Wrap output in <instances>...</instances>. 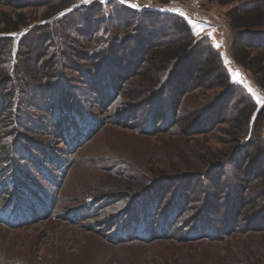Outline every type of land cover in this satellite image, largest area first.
I'll use <instances>...</instances> for the list:
<instances>
[{
    "label": "trees",
    "instance_id": "obj_1",
    "mask_svg": "<svg viewBox=\"0 0 264 264\" xmlns=\"http://www.w3.org/2000/svg\"><path fill=\"white\" fill-rule=\"evenodd\" d=\"M30 1L32 0H13L19 7L17 11L25 9L24 6H28ZM41 1L46 3L44 7L49 12L66 8L71 3V0ZM212 1L223 6L237 4L227 14L229 27L236 32L231 46L233 60L244 70L253 73L251 80L257 88L264 91V52L261 53V59H252V53L244 50L250 43H256V47L263 45L259 49H264L263 4L255 0ZM0 19V219H5L6 216L15 218L14 213L17 211L21 215V212L35 207L41 210L37 215L40 218L53 215V209H50L51 198L47 202L46 195L33 183L32 175L41 176L61 188L64 180L61 178L68 172L70 159H60L53 152L51 142L40 139L52 136L60 140L65 148L58 154L73 157L104 124L103 120L91 114L94 103L106 113L114 114L112 124L119 122L126 126L130 125L126 121L136 111L132 108L143 109L138 124L142 129L141 133L146 136L176 131L185 134L187 129L195 127H200L201 133H206L207 129L209 131L218 122L227 121L224 109L200 123V116L197 114H180L186 97L196 89L208 85L211 80L217 81L220 88L229 93V101L237 98L239 103L234 118L228 121L231 133L238 142L233 146L234 151L219 161L226 164L232 160L229 163L231 166H219L225 174L228 168L235 166L236 159L242 156L246 155L247 161L249 158L256 159L259 166L262 165L259 167L257 164L255 179H258L257 185H260L257 190L253 189L252 192L245 188L254 179L251 178L255 172L253 166L248 169V173L241 166H236L235 170L239 173L236 178L231 171H227L229 175L225 174L223 181L228 186L225 190L229 197L223 199L220 215L210 218L207 206L209 204L211 207V204L205 205L204 198L202 204L192 205L187 195L180 192L169 201L173 189L156 186L160 182L170 181L167 176H162L159 182L145 189L142 194L139 192L145 187L141 189L140 183H117L113 186V193L93 197L87 205L79 208L76 215L72 212V218L87 220L100 217L101 220L94 222L91 230L97 231L98 225L103 224L105 237L114 246L135 243L148 245L172 240L217 242L245 230H264V136L261 128L256 135L262 109L258 111L253 97L245 87L232 82L220 52L207 38L196 39L183 17L158 10L141 11L114 0L85 2L60 12L33 28L32 30L37 29V41L28 40L29 32L26 35L20 33L23 28H27L25 26L28 20L23 13H3ZM158 21H164V26L160 25L158 31L149 33L153 22L158 27ZM123 29L127 30V36L119 32ZM72 31L80 35L86 45H90L86 51L88 53L84 52L85 55L79 57L88 60L86 63L90 66L89 70H83L80 66L82 60L68 65L69 54L79 53L77 50H70L72 40L67 34ZM170 37V41L164 40ZM24 41L27 43L25 50ZM129 42L134 44L135 50H126L127 47L124 46ZM36 48L39 49L35 50L38 54L33 55V49ZM118 53L122 54L120 57L128 67V71L123 70L124 75L117 72L124 68L122 63L120 66L113 65ZM23 56H35L32 62L37 70L35 73H27L33 79L20 69L18 57ZM103 56L106 59L101 62ZM61 60L65 61L66 69ZM79 71L84 74L85 79L84 76L75 78L72 74L68 75ZM135 78L142 81L135 83L132 90L131 84ZM203 79L204 84L200 86L199 82ZM75 83H82L89 89L83 99L69 95L70 88L75 87ZM35 95L41 97V108H44L45 115L41 120L33 121L30 113L24 110L26 105L34 106ZM115 105L119 106L116 108ZM39 107L35 105L37 110ZM127 107H131L130 112H125ZM207 121H211V124ZM244 135L247 136L243 141ZM254 142L261 151L256 149L249 156L244 151ZM34 153L39 154L46 166L37 162ZM217 161L209 166H217ZM121 167L119 169V166L113 165L109 174L120 180L135 178L138 174L136 170L130 171L129 167ZM55 171L62 174L55 176ZM239 188L247 190L244 191L245 195L237 193ZM124 189L130 191L126 196L122 194ZM213 196L221 199L216 192ZM250 197L254 201L259 200L252 205L255 207L253 213L248 210ZM40 198H44L47 204H41L39 208L35 202L40 205ZM105 210H109V213L102 216L101 213H105ZM222 210H226L224 215L221 214ZM27 219L28 221H23L27 225L36 220L34 216ZM243 219L247 224L239 228Z\"/></svg>",
    "mask_w": 264,
    "mask_h": 264
},
{
    "label": "rangeland",
    "instance_id": "obj_2",
    "mask_svg": "<svg viewBox=\"0 0 264 264\" xmlns=\"http://www.w3.org/2000/svg\"><path fill=\"white\" fill-rule=\"evenodd\" d=\"M83 1L93 3L101 2L102 0H71V3L66 8L63 7L54 12H49L48 8L44 7L46 3L41 0L30 1L29 5L24 6L26 8L21 11L16 10L19 7L13 0H3L0 2V18L3 13L11 15H14L15 12L23 13L28 20L27 26H25L27 28H23L20 33L26 35L29 32L28 40L37 41L39 39L38 35H35L37 29L32 30L33 28L40 26V24L48 21L49 18L60 12L67 11L80 3H84ZM127 1L131 2L127 3L129 6L135 4L134 0ZM135 1L150 7L146 10H154V7L159 6L169 8L176 4L185 6L183 10L174 14L180 15L187 21L196 39L207 38L210 41L213 47L220 52L232 82L242 85L251 94L258 111L262 109V114L256 127V135L258 134L257 131L261 128V134L264 136V91L257 88L251 80L253 73L249 70H244L234 62L231 53L232 41L236 32L229 27L230 20L227 14L229 11L231 13L234 10L233 6L237 4L223 6L212 0ZM255 1L262 3L264 6V0ZM133 8L136 9V7ZM158 22L160 23L158 27L153 22L149 33L155 30L158 31L160 25L164 26L165 24L164 21ZM125 30H119V32L123 36H127V30ZM67 35L72 40L70 50H77L79 52L76 55L69 54V60L72 64L69 62L68 65L71 66L74 62L78 63L79 60H82L80 66L83 67V70H89L90 66L86 63L88 60L80 59L79 57L88 53L86 51L90 45H86L82 37L73 31ZM164 40L168 42L171 40V37ZM24 43L23 50L26 49L27 44L25 41ZM255 44L250 43V46L244 50L252 53V59H261V53L264 52V49L259 48H263V45L256 47ZM124 47H127L126 50H135L134 44L131 42L126 43ZM33 50V55L38 54L35 50L39 49ZM121 55L118 53V58L114 61L113 65L120 66L122 63L124 68L117 72L124 75L123 73L124 71H128V67L126 66V61L120 57ZM34 57H18L20 69L27 76V73H35L37 70L36 65L32 62ZM105 59L106 57L103 56L101 62ZM26 60H29V62ZM61 62L63 68L66 69L64 66L65 61L61 60ZM116 70H118V67ZM69 74H72L75 78L84 76V74H80V71L76 73L70 72ZM28 77L33 79L31 75ZM135 79L134 83L131 84L132 90L135 83L142 81L140 78ZM204 81L205 79L199 82L200 86L202 83L204 84ZM74 85L75 87L70 88L69 95H72L76 99H83L84 94L89 89L82 83H75ZM35 98L34 106L26 105L24 110L30 113L33 121L37 119L41 120L45 115L44 108H41L43 107L41 97L35 95ZM229 98V93L221 89L217 81L210 80L208 85L196 89L195 92L189 94L184 100L180 116L183 114L189 115L192 112L200 116L198 123L205 122L211 115L216 116V112L223 109V114L227 113V121L218 122L216 126L210 127L209 131L207 129L206 133H201L200 127H195L187 129L185 134H182V132L179 134L176 131L146 136L141 133L142 129L140 124H138V120L141 119L139 117L143 115V109L137 110L136 107L132 108L136 111L132 114L133 117H130L129 121H126V124L130 122V125L126 126L124 123L122 125L119 122L118 124H112L111 121L114 114L106 113L104 109L99 108V105H95L94 103L92 111L90 108L91 114L103 120L104 124L95 133L94 137L79 152L74 154L73 157L58 154L60 150H64L65 148L60 140L52 136L41 138L40 140L42 141L48 140L51 142L53 152L60 159L65 157L70 159V166L66 176L61 178L64 179L61 188L56 187L51 182H47L41 176L32 175L33 183L46 195L47 202L48 198H51L50 209H53V215L47 216L45 219L40 218L37 215H39L41 210L35 207L34 209H30L32 211L28 209L21 212V215L17 211L14 213L16 219L12 216L0 219V264H264L263 229L245 230L240 234H234L228 238L225 237L222 241L217 242L172 240L158 241L148 245L135 243L114 246L105 237L106 231L102 228L103 224L98 225L97 231L91 230L93 223L101 220L100 217L84 220V218H72L71 215L72 212L76 215L79 212V208L87 205L93 197L113 193V186L117 183H140L141 189L145 187L139 192V194H142V192H145V189L147 190L156 182H159L162 176H167L170 179L169 182H160L156 186H165L169 190L173 189L169 195V201L180 192L187 195L192 205L202 204V198H204L205 205L206 203L211 204V207L209 204L207 206L209 216L211 215L210 218H216L220 215L219 211L221 210L223 199L229 197V193L225 190L228 186L223 181L224 177L229 175L227 171L229 173L231 171L232 175L236 178L239 174L235 170L236 166L244 168L246 173L249 172V168L254 167L255 172L251 176L254 179L251 185H245V188L248 191L257 190L260 185H257L258 179H255L258 170L257 164L259 166V162L255 161L256 159L250 160L249 158L247 161V159L245 160L246 155L236 159L234 162L235 166L228 168L224 172L226 175L222 173V167L219 166L222 164L219 161L233 152V146L238 142L231 133L228 121L234 118V112L239 103L236 101L238 100L237 98L232 101L230 100L231 102ZM85 102L86 104L88 103L86 99ZM35 105L40 106V109L37 110ZM118 106L115 105L116 108ZM130 110L131 107H127L125 112H130ZM207 122L211 124V121ZM176 129L178 130L179 128ZM246 136L244 135L243 141L246 139ZM257 146L254 142L244 152L251 156L252 153H255L256 149L261 151L260 147ZM33 156L40 165L46 166L38 153H34ZM215 161L218 162L217 166H209V164ZM231 162L232 160L226 164H222L223 168L226 165L231 166L229 165ZM120 164L124 165V168L129 167L130 171H138L136 172V174L138 173L137 176L135 178L127 177L123 180L115 179L109 173H111L113 165L119 166V169H121ZM46 168L49 170V167ZM53 174L59 176L62 173L55 171ZM241 175L243 176V172ZM238 190L237 193L239 194L245 195L244 191L247 192L243 188H239ZM129 192L126 189L122 190L123 196H126ZM214 192L219 194L221 199L218 196H213ZM124 199L122 198V200ZM257 201L259 200L256 199L254 201L250 197V203L248 204L250 213H253V208L255 207L252 205ZM44 203L47 204L44 198L39 199L40 205L35 202L39 208ZM217 212L218 214H216ZM225 212L226 210H222L221 214L224 215ZM108 213L109 210H105V213H101V215H107ZM33 216L36 220L32 221L31 224L27 225L25 222L23 223L24 220L28 221L27 217L33 218ZM244 220L240 223L239 228L247 224ZM21 223L23 224L22 226L13 227Z\"/></svg>",
    "mask_w": 264,
    "mask_h": 264
},
{
    "label": "built area",
    "instance_id": "obj_3",
    "mask_svg": "<svg viewBox=\"0 0 264 264\" xmlns=\"http://www.w3.org/2000/svg\"><path fill=\"white\" fill-rule=\"evenodd\" d=\"M117 1H120V0H117ZM84 3H85V1H83ZM134 2H135V5H137V7H136V9H141V10H146V9H149L150 7H147V6H144L141 2H137V1H135L134 0ZM127 3H131V2H129V1H127L126 0V2L125 3H123V4H127ZM128 5V4H127ZM185 8V6H182V5H180V4H176V5H174V6H170L169 8H167V7H154L153 9L154 10H158V11H160V10H162V11H166V12H168V13H177L178 11H181V10H183Z\"/></svg>",
    "mask_w": 264,
    "mask_h": 264
},
{
    "label": "snow or ice",
    "instance_id": "obj_4",
    "mask_svg": "<svg viewBox=\"0 0 264 264\" xmlns=\"http://www.w3.org/2000/svg\"><path fill=\"white\" fill-rule=\"evenodd\" d=\"M126 2V0H120V3H125ZM131 7H137V5H135V4H131L130 5ZM217 46H219V45H217Z\"/></svg>",
    "mask_w": 264,
    "mask_h": 264
}]
</instances>
